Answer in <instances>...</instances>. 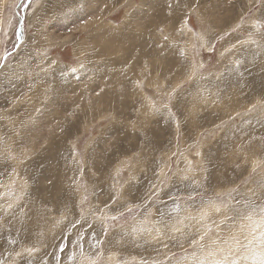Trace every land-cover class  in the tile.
<instances>
[{
  "label": "rangeland",
  "instance_id": "rangeland-1",
  "mask_svg": "<svg viewBox=\"0 0 264 264\" xmlns=\"http://www.w3.org/2000/svg\"><path fill=\"white\" fill-rule=\"evenodd\" d=\"M144 1L0 0V264L264 256V0Z\"/></svg>",
  "mask_w": 264,
  "mask_h": 264
},
{
  "label": "bare ground",
  "instance_id": "bare-ground-1",
  "mask_svg": "<svg viewBox=\"0 0 264 264\" xmlns=\"http://www.w3.org/2000/svg\"><path fill=\"white\" fill-rule=\"evenodd\" d=\"M174 0H172L171 2H173ZM176 1H178V3H180L181 4V2H185L186 4V6L188 7V8H191V6H190V0L189 1H187V0H181V1H179V0H176ZM148 2L149 1H144L143 0V3H142V5L143 6H145V5H148ZM192 4L194 5V8H195V11L196 12H199V13H202V9L199 7V6H197L196 4H194V2H192ZM141 5V6H142ZM176 5V4H175ZM180 6H183V5H179L178 4V6L176 5V6H174L173 5V3H171V5L167 8V11H169V12H171V13H174V15L172 14L171 16H176V19H177V17L179 18V14L180 13H182V8L184 7H180ZM156 8V7H155ZM140 9V8H139ZM187 10V9H186ZM142 12V10H140L138 13H141ZM180 12V13H179ZM129 12H127V14H128ZM202 14H204V13H202ZM125 18V17H124ZM168 19H170V18H168ZM164 20V24L163 25H171V22L172 21H170V20ZM172 19V18H171ZM157 20L159 21L160 20V17H157ZM179 20V19H178ZM124 23V22H123ZM138 24V23H137ZM133 25H136V24H133ZM137 27V26H136ZM112 28V27H111ZM111 28L109 29L110 30V32L106 29V28H104V30H103V32H102V34L101 35H99V36H93L92 38L93 39H91L89 42L90 43H88L90 46H92L93 47V49L94 50H103V53L104 54H111L112 55V53H110V51L112 50V49H110V48H112L111 46L113 45V44H117L119 47L121 46V43H122V41L120 40V36L122 37H124V35L122 34V35H119L118 33H116L114 30H111ZM127 29H130V28H127ZM132 29V28H131ZM126 30V29H125ZM19 31V37L21 36V34H22V32H21V28L18 30ZM129 31V30H128ZM131 31V30H130ZM123 32H124V30H123ZM132 33V32H131ZM126 35V34H125ZM128 36V35H127ZM131 36V35H130ZM130 36H128V37H130ZM105 39H107V40H105ZM94 41H96L95 43H94ZM144 40H141L140 41V38H139V44H141L142 42H143ZM102 44V45H101ZM104 44V45H103ZM85 45V44H84ZM122 45H123V43H122ZM140 48H142V49H144L143 48V45H142V47L141 46H139ZM113 51V50H112ZM113 52H116L115 50L113 51ZM98 53V52H97ZM100 53V52H99ZM142 53V52H141ZM137 54V53H136ZM135 56V55H134ZM106 65V64H105ZM109 66V65H108ZM98 69V68H97ZM99 70V69H98ZM104 72V71H103ZM108 72V71H107ZM215 183V182H214ZM28 234V233H27ZM24 237H26L25 235H24Z\"/></svg>",
  "mask_w": 264,
  "mask_h": 264
},
{
  "label": "snow or ice",
  "instance_id": "snow-or-ice-1",
  "mask_svg": "<svg viewBox=\"0 0 264 264\" xmlns=\"http://www.w3.org/2000/svg\"><path fill=\"white\" fill-rule=\"evenodd\" d=\"M31 0H29V4H30ZM201 239H203V237H201ZM259 264H264V256L261 257Z\"/></svg>",
  "mask_w": 264,
  "mask_h": 264
},
{
  "label": "water",
  "instance_id": "water-1",
  "mask_svg": "<svg viewBox=\"0 0 264 264\" xmlns=\"http://www.w3.org/2000/svg\"><path fill=\"white\" fill-rule=\"evenodd\" d=\"M21 25H22V19L20 18L19 19V28H21Z\"/></svg>",
  "mask_w": 264,
  "mask_h": 264
}]
</instances>
